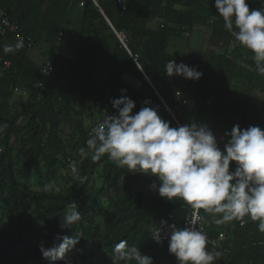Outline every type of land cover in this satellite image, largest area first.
I'll list each match as a JSON object with an SVG mask.
<instances>
[{"label": "trees", "instance_id": "trees-1", "mask_svg": "<svg viewBox=\"0 0 264 264\" xmlns=\"http://www.w3.org/2000/svg\"><path fill=\"white\" fill-rule=\"evenodd\" d=\"M70 2L0 0V7L18 31L35 46L38 43L51 49L56 46L47 59L55 63L60 60L57 72L40 74L42 65L23 63L26 50L3 52L4 44H15L14 34L6 39L0 37V61L10 63L8 70L0 74V125H7L0 131V214L9 201L17 200L21 178L26 187L31 181L39 186L36 194H28L34 202L33 209L19 214L13 233L5 231L0 222V264H13V261L48 264L39 244L43 241L45 247L53 246L57 233L81 237L56 264H66V261L69 264H135L134 260L113 261V248L121 239L139 248L143 255L153 257L154 264H178L175 255L168 251L167 240L155 243L151 230L161 220L173 221L182 227L186 215L193 209L179 198L169 201L152 190L150 185L154 181L159 183L157 177L118 168L110 159L105 160L99 174L101 184L90 188V176L99 161L92 162L89 156L81 162L79 150L86 148L90 129L116 111L111 102H104L112 92L117 93L116 98L126 94L135 101L133 113L145 106L144 101H149L147 106L158 108V114L172 127L206 123L215 133L222 124H227L230 131L235 124L245 129L250 121L251 126L264 130V76L254 71L253 53L239 46L224 28L214 0H97V5L85 0L77 32L62 27ZM246 3L250 11L264 7L261 0H246ZM149 21L154 24L149 25ZM205 25L211 37L223 44H237L234 52L209 50L199 59L171 51L173 44L186 41L195 30L203 31ZM115 32L124 34V44ZM170 59L196 67L203 73L202 77L197 81L182 76L168 77L164 68ZM99 62L107 70H102L103 80L94 85L92 69ZM123 76L136 80L139 88L128 87ZM13 88H26L29 95L26 108H22L28 116L25 134L11 139L17 130L16 118L22 113L11 98ZM121 89L127 92L121 93ZM89 99L95 104L99 100L103 102L99 103L96 114L89 116V125L74 119L73 141L64 142L58 134L59 125L73 116L82 117L86 111L93 112L85 102ZM25 149L29 152L28 160L18 169L14 154ZM68 149L76 152L79 178L71 174L59 193L44 192V181H55L61 161L73 160L68 156ZM234 167L235 162H231L230 170ZM102 197L107 201L106 207L98 203ZM74 201L82 219L71 229H61L59 225L67 205ZM199 215L204 218L208 249L220 253L214 264H264V233L257 230L258 222L245 217L244 227L239 221L218 226L203 209ZM99 218L103 219L102 224ZM33 228L30 240L36 244L29 253V237L25 238L23 232ZM218 234L222 238L213 247L210 242ZM41 235V240L36 241Z\"/></svg>", "mask_w": 264, "mask_h": 264}, {"label": "clouds", "instance_id": "clouds-1", "mask_svg": "<svg viewBox=\"0 0 264 264\" xmlns=\"http://www.w3.org/2000/svg\"><path fill=\"white\" fill-rule=\"evenodd\" d=\"M261 2L264 4V0ZM214 6L224 28L253 53L256 70L264 75V7L250 11L246 0H214ZM23 46V39L17 38L14 45L4 44L3 52L13 53ZM45 70L48 73L50 66ZM164 71L168 77L182 76L193 81L203 75L196 67L171 59ZM110 102L116 111L90 133L86 148L79 150L81 162L89 156L92 162H97L107 154L118 168L157 177L159 183L154 181L150 188L161 197L169 201L179 198L196 210L182 227L161 220L151 230L153 241L160 243L167 239L168 251L175 255L178 264H214L220 256L219 252L208 249V236L203 226L198 227L204 219L199 215L200 209L211 215L215 225L239 221L244 227L245 217H249L258 222L257 230L264 233V130L261 127L250 125L242 129L239 124L233 125L230 131L225 130L228 139L221 149L217 136L206 123L172 127L158 114V108L147 106V100L145 106L133 113L135 101L126 94ZM5 127L0 125V131ZM231 162H235L233 170H230ZM70 169L79 178L75 161ZM42 190L61 191L60 186L52 183L45 184ZM81 219L74 201L67 205L59 227L71 229ZM80 237L57 233L53 246L45 247L41 241L39 250L48 264H56L78 244ZM112 259L154 264L153 257L143 255L139 248L129 246L122 239L115 244Z\"/></svg>", "mask_w": 264, "mask_h": 264}, {"label": "rangeland", "instance_id": "rangeland-1", "mask_svg": "<svg viewBox=\"0 0 264 264\" xmlns=\"http://www.w3.org/2000/svg\"><path fill=\"white\" fill-rule=\"evenodd\" d=\"M154 20V19H152ZM152 24H154V21H152ZM242 48H245L244 46H242ZM38 51V50H37ZM212 51H215L212 50ZM41 58V56H40ZM39 58V59H40ZM36 64V63H35ZM33 65V64H32ZM9 66H5L3 63H0V74L3 72H6L8 70ZM28 90L26 88H13L12 91V100L13 102L16 104V108L18 111H21L22 113L16 118L15 121V126L17 127V130L14 131V133L11 135V139L14 138H18L21 135H24V128L27 125V113L25 111H23V107L26 108V101L28 98ZM32 102V100H31ZM89 108L93 111L88 113L87 111L82 114V117L78 118L79 116H73V118H71L68 121L62 122L59 125V129H58V134L61 135L62 139L64 140V142L69 143L72 142L73 140L71 139V136L73 135V131L75 129V120L81 121L82 125L87 126L89 125V116H92V114H96L99 105L95 104L94 102H91L90 100L85 101ZM78 102L75 104V107H77ZM254 124V123H252ZM6 125V124H4ZM7 126V125H6ZM247 128V127H246ZM218 135V134H217ZM70 144V143H69ZM68 156H70V158H73V160L71 161H66L65 163L61 161V167H59L58 171L55 174V181L54 182H45L43 183V186L47 183H52L54 185H58L60 187H63L66 183H67V179L71 176V169H70V164L76 160V152L74 149H68ZM29 157V152L27 149L21 151L19 154H14V163L16 164V167L19 169L22 167L24 161L28 160ZM109 159L107 154H104L101 159L99 160L98 165L94 168V172L92 173V175L90 176L91 181H89V187L92 188L93 187H97L99 186V184H101L100 178H99V174L102 171V167L104 165L105 160ZM76 162V161H75ZM20 176V175H18ZM21 187H19L17 193H16V198L17 200H12L9 201L5 211L3 212V214H0L1 217V227L5 229V231L13 233L15 231V227H16V222L17 220H19V214H22L23 212H29L31 209H33L34 207V202H32L29 197V195L32 194H36L38 192V187L36 186L32 181L29 184V186L26 187V185L24 184V180L21 178ZM149 182H147L146 184H148ZM101 186V185H100ZM146 187L148 188V185H146ZM98 203L100 205H102L103 207H106L107 201L104 197L100 198V200H98ZM105 219V218H104ZM99 222L100 224L103 223V219L99 218ZM34 232V228L24 231V237L27 238L29 237V246L28 249L29 253L32 252V250L35 247L36 242H34L33 240H30V236L33 234ZM22 233V234H23ZM41 233L45 236V231L42 230ZM43 235H41L40 237H36V241L37 240H41V238L43 237ZM13 264H16L13 261Z\"/></svg>", "mask_w": 264, "mask_h": 264}, {"label": "crops", "instance_id": "crops-1", "mask_svg": "<svg viewBox=\"0 0 264 264\" xmlns=\"http://www.w3.org/2000/svg\"><path fill=\"white\" fill-rule=\"evenodd\" d=\"M85 0H71L69 8L65 14V17L62 21V27L71 31V32H77L79 27H80V19H81V14L83 10V5H84ZM149 25H152V22L149 21ZM197 28V27H196ZM203 31H193L189 38L186 41H183L179 44H173L172 47H170L172 52L183 54V55H190L192 58H199L201 59L203 53L208 52L209 50L212 51L215 49V53H223L225 51H233L235 50V46L237 44H223L222 41L218 40L215 37H211L209 35V31H207V26L205 25L202 27ZM35 44V43H34ZM40 45L35 46L33 49L26 50L25 53L23 54L25 59L23 61L24 64H33L35 66H40L44 63V61L47 59L48 55H51L54 50L56 49L55 47L49 48L46 45H43L41 43H38ZM36 45V44H35ZM239 46L242 47L241 44ZM38 50V51H37ZM41 56V58H40ZM40 58V59H39ZM203 59V58H202ZM232 62H235V58H231ZM36 63V64H35ZM102 70H107L106 66L102 64L101 62L97 63L95 67L92 69V74H93V80H94V85H98L104 78L102 76L103 71ZM254 71L258 74L257 70L254 69ZM264 76V75H263ZM123 79L125 83L127 84L128 87L137 90L139 88V83L128 77V76H123ZM255 94H259V91L254 90ZM116 92H112L106 96L104 99V102L109 103L112 98H116L117 96ZM238 95V94H237ZM239 96V95H238ZM96 96L95 98H97ZM93 99V98H92ZM89 99V100H92ZM98 102V103H97ZM103 101H96V104L99 105V103H102ZM176 121V120H175ZM178 125V124H177ZM251 123L250 121L245 125L244 128L250 126ZM179 126V125H178ZM228 129L227 124H222L219 129L215 131V135L217 136L218 144L223 149V141L225 140L224 132L225 130ZM218 134V135H217Z\"/></svg>", "mask_w": 264, "mask_h": 264}, {"label": "built area", "instance_id": "built-area-1", "mask_svg": "<svg viewBox=\"0 0 264 264\" xmlns=\"http://www.w3.org/2000/svg\"><path fill=\"white\" fill-rule=\"evenodd\" d=\"M93 1V3L95 4V5H97V0H92ZM195 28V27H194ZM11 34H14V38H13V41L16 43V41H17V38H22L23 39V41H24V46L21 48V50H29V49H33L34 47H35V45H34V42L32 41V40H30V39H27V38H25L19 31H18V27H17V25L15 24V23H13V22H11L10 20H9V17H8V15H7V12L5 11V10H3L1 7H0V37L2 38V39H6L9 35H11ZM115 34H116V36H117V38L119 39V41L122 43V44H124V42H123V40H124V34L122 33V32H115ZM59 35H60V33H59ZM134 60H135V57H134ZM0 63H3L5 66H10V63H9V61L8 60H2V61H0ZM59 64H60V60H58L57 61V63H55V61H53V60H50V59H47V60H45L44 61V63L42 64V66H41V68H40V74H49V73H54V72H57V67L59 66ZM50 66V71L47 73V71L45 70V67H49ZM165 110L169 113V114H172L171 113V111H170V109L168 108V107H166L165 106ZM106 118V117H105ZM104 119V118H103ZM103 119L102 120H100L94 127H92L91 129H90V131H89V134H88V136L90 135V133H92V131H93V129L94 128H96V127H98V125L103 121ZM196 210H192V211H190L187 215H186V217H185V219H187V218H190L191 216H192V214L195 212ZM169 224H172V223H174L173 221H171V222H168ZM175 224V223H174ZM185 225V220L183 221V224H182V226H184ZM199 226H203V228H204V231H205V226H204V224L202 223V221H201V224L200 225H198V227ZM222 238V234H218L217 235V239H215V240H212L210 243H211V245L213 246V247H216V246H218V244H217V242H218V240L219 239H221ZM167 239H163L161 242H164V241H166ZM155 242V241H154ZM155 243H157V242H155Z\"/></svg>", "mask_w": 264, "mask_h": 264}, {"label": "water", "instance_id": "water-1", "mask_svg": "<svg viewBox=\"0 0 264 264\" xmlns=\"http://www.w3.org/2000/svg\"><path fill=\"white\" fill-rule=\"evenodd\" d=\"M101 14L103 15V13H102V11H101ZM104 16V15H103ZM104 18H105V20H106V22L108 23V24H110L109 23V21L107 20V18L104 16ZM147 80V79H146Z\"/></svg>", "mask_w": 264, "mask_h": 264}]
</instances>
